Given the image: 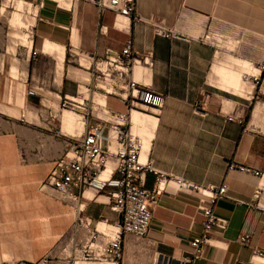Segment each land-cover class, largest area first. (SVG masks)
I'll return each instance as SVG.
<instances>
[{"label": "crops", "instance_id": "1", "mask_svg": "<svg viewBox=\"0 0 264 264\" xmlns=\"http://www.w3.org/2000/svg\"><path fill=\"white\" fill-rule=\"evenodd\" d=\"M24 1L38 9L37 17L31 16L28 44L8 40L0 12V264H155L159 254L190 255V240L203 232L201 197L180 191L171 176L200 186H228L214 207L224 225L209 233V243L192 264L249 263L255 250L264 251V211L255 208L254 200L264 184V74L259 67L264 62V0H134L133 15L119 21L95 0ZM210 30L235 46L219 47L207 38ZM128 41L155 59L149 72L134 68V78L165 96L158 114L145 106L131 112L132 129L143 139L141 160L158 172H147L145 187L154 188L165 175V191L147 237L127 235L121 260L69 262L62 248L72 237L81 241L95 228L110 233L118 214L112 209V184L100 189L97 183L82 196L75 190V201L63 200L44 185L67 142L101 115L94 109L92 114L75 111V130L64 122L61 97L81 92L87 97L92 57L120 50ZM219 49L228 56H219ZM259 75L261 83L255 86L253 77ZM104 101L112 110L128 111L117 96ZM138 114L155 122L149 140L139 133H148L149 121ZM230 163L263 175L229 169ZM114 169L110 159L107 172Z\"/></svg>", "mask_w": 264, "mask_h": 264}, {"label": "built area", "instance_id": "2", "mask_svg": "<svg viewBox=\"0 0 264 264\" xmlns=\"http://www.w3.org/2000/svg\"><path fill=\"white\" fill-rule=\"evenodd\" d=\"M29 4L33 12L28 14L36 18L38 9L32 3ZM101 9H111L115 12L117 21L121 18L131 17L135 11L134 0H95ZM31 24L25 28L28 35L33 38ZM32 29V28H31ZM158 33L166 34L159 30ZM167 35V34H166ZM219 35L217 31L210 30L207 35L211 41ZM23 45V44H21ZM33 58H37L38 51L34 50ZM93 59V80L87 88L89 95L86 97L81 92L75 96L65 95L61 97L60 110L90 111L96 110L101 115H96V121L89 124L84 134L74 136L67 142L64 152L55 160L54 167L44 182V185L52 187L55 193L65 201H75L78 194L82 196L87 188L100 185L103 189L107 184H112L115 189L111 192L113 200L112 209L118 214L117 224L113 229L89 230L87 236L78 241L75 236L64 245L62 250L68 254V260L81 259L84 261L103 262L119 261L124 256V240L127 235L137 238L147 237L155 206L160 196L165 191L167 176L161 175L157 185L148 189L145 187V178L148 171L158 174L150 163L141 160L143 151L142 137L133 131L131 112L139 106H145L158 114L161 112L165 96L152 91L138 82L133 71L136 67L143 68L149 72L155 63L152 53H140L128 41L122 49H108L102 56H94ZM264 74V62L259 64ZM248 76H246L247 79ZM261 75L254 76L255 86L261 83ZM34 95V90L28 91ZM93 94H98L104 100L107 96L113 95L121 98L128 106L127 112H117L110 109L106 102H96ZM95 104V108L89 104ZM199 108V105H196ZM54 120H59L54 114ZM59 132V130H57ZM115 143L116 147L111 148L109 144ZM110 159L115 161V169L110 172L107 179L99 178L100 174L107 170V163ZM240 168L257 176H262L259 170H252L245 166H238L230 163L229 169ZM114 175V176H113ZM175 179L178 189L185 192H195L200 195L198 208L204 216L203 232L190 240V255L182 257L159 254L155 264H192L199 258L204 246L209 243V233L224 222L214 214V207L217 201L227 195L226 184L200 186L179 178ZM99 181V182H97ZM99 189V188H98ZM255 208L264 211V184H260L254 195ZM80 224L82 220H79ZM243 244L248 243L246 236H241ZM4 264H16L8 261ZM243 264H264V251L255 250L249 263Z\"/></svg>", "mask_w": 264, "mask_h": 264}, {"label": "rangeland", "instance_id": "3", "mask_svg": "<svg viewBox=\"0 0 264 264\" xmlns=\"http://www.w3.org/2000/svg\"><path fill=\"white\" fill-rule=\"evenodd\" d=\"M3 10H5V12H3ZM27 11L33 12V10L29 7V4H26L24 0H9V2L8 0H0V12H2L3 22L5 23V25L2 26L4 27L2 28V30L5 29L6 33H8L9 35L8 40L10 41L15 40L14 42H19L21 44H28V40H29L28 31H26L25 28H27L28 25L34 22V19L31 18L32 15L28 14ZM15 13L16 14L18 13L17 21L11 23V19H13V15ZM217 32L219 35H222L219 31ZM13 35L18 36L19 38L18 39L14 38L16 36ZM226 40H232V39H224L223 37L221 38L220 36H215V38L212 39V41L216 43L219 47L230 48V46L231 47L235 46V45H228L226 43ZM13 50L15 51V49ZM218 54L221 57L228 56V55H223V51L221 49H219ZM139 133H142L143 135L147 136V138L149 137L147 140L150 139V134L147 135L146 132L143 133L142 131H140ZM88 264H108V263H88Z\"/></svg>", "mask_w": 264, "mask_h": 264}, {"label": "bare ground", "instance_id": "4", "mask_svg": "<svg viewBox=\"0 0 264 264\" xmlns=\"http://www.w3.org/2000/svg\"><path fill=\"white\" fill-rule=\"evenodd\" d=\"M23 7V6H22ZM23 9V8H22ZM18 14H16L15 16H17ZM13 17H14V15H13ZM15 18V17H14ZM14 20V19H13ZM124 20V19H123ZM11 21H12V19H11ZM125 21V20H124ZM13 23V22H12ZM15 36V35H14ZM12 38H13V36H12ZM14 38H19L18 36H16V37H14ZM21 39V38H20ZM19 39V40H20ZM15 41V40H14ZM22 41V40H21ZM23 42V41H22ZM48 46H50V45H48ZM50 49V48H49ZM228 52V51H227ZM232 58V57H231ZM233 59V58H232ZM235 60H237V59H235ZM235 60H234V62H235ZM238 61V60H237ZM237 61H236V63H237ZM241 62V61H240ZM245 64V66L247 65V63L246 62H244L243 63V65ZM235 73V72H234ZM226 74H227V72H226ZM233 74V73H232ZM236 75V74H235ZM228 78V77H227ZM234 80V79H233ZM229 82V81H228ZM231 82V81H230ZM234 83V82H233ZM230 84V83H229ZM236 84V83H235ZM231 85V84H230ZM237 86L239 85V84H236ZM236 87V86H235ZM239 87V86H238ZM244 87V86H243ZM241 88V87H240ZM232 89V88H231ZM97 99L100 101L99 103H104V99L101 97V96H99V95H97L96 96V98H95V100H96V102H98L97 101ZM64 112V122H66V124H69L70 126H72L73 128L76 126V124H77V122H78V119H79V116H77L76 115V113H74L75 111H70V110H64L63 111ZM138 115H140V114H138ZM141 117H142V121L144 122V120L145 121H149V123L147 124V122H146V124L148 125V126H146L147 127V135L148 134H150V138L152 137V130H153V126H154V120L152 119V118H150V117H148V116H146V115H140ZM80 121V120H79ZM79 124V123H78ZM77 128H78V126H77ZM76 127L74 128L75 130L77 129ZM75 132V131H74ZM146 138V137H145ZM149 138V137H148ZM108 171H109V169H108ZM104 173H106V174H102L103 176H105V178H103V179H107V170H106V172L104 171ZM108 174H110V173H108ZM102 176V177H103ZM102 179V180H103ZM108 263V262H107ZM109 263H113V262H109Z\"/></svg>", "mask_w": 264, "mask_h": 264}]
</instances>
